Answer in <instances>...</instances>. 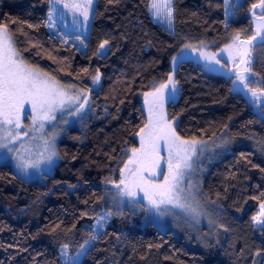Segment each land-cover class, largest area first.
I'll use <instances>...</instances> for the list:
<instances>
[{"label": "trees", "instance_id": "16d2710c", "mask_svg": "<svg viewBox=\"0 0 264 264\" xmlns=\"http://www.w3.org/2000/svg\"><path fill=\"white\" fill-rule=\"evenodd\" d=\"M149 3L103 0L92 13L85 50L67 40L62 27L57 35L12 14L0 16L27 64L87 90L88 108L81 124L66 126L57 142L59 160L44 181L23 179L11 164L0 163V264H64V245L73 256L92 237L88 226L64 225L68 203L90 196L97 198L85 217L113 215L80 264H264V231L252 221L264 203V118L247 90L232 91L233 77L209 73L198 62H178V97L166 103V113L177 118L181 137L218 142L197 160L204 167L198 171L200 201L215 225L207 230L183 217L187 231L162 230L144 210L116 201L120 169L146 119L141 96L167 78L172 56L198 42L216 50L235 33L247 40L252 19L262 14L252 8L260 0H242L229 19L224 0H173L169 31L152 17ZM104 40V55H97ZM251 55L249 86L264 90V46Z\"/></svg>", "mask_w": 264, "mask_h": 264}, {"label": "snow or ice", "instance_id": "6c2138e0", "mask_svg": "<svg viewBox=\"0 0 264 264\" xmlns=\"http://www.w3.org/2000/svg\"><path fill=\"white\" fill-rule=\"evenodd\" d=\"M53 5L60 4L61 0H49ZM225 5L234 6L232 0H224ZM92 4V0H86L83 5H73L78 10H81L84 22L89 20L88 8ZM64 8H69L70 5L65 3ZM253 9H262L260 20L262 23L257 25L255 34L247 40H241L239 33L233 37V41L238 43L225 46L223 51L229 53V60L235 65V80H233L232 91L240 93L245 92L247 96L251 93L249 102L257 105L261 110L260 115L264 118V90L251 88L252 74V50L257 46H264V0H260L259 4H253ZM149 11L153 17L160 22H166L168 27H172L173 23V0H150ZM52 12H58V9L53 8L49 14V20L52 19ZM63 15V13H59ZM73 23L80 24V21L74 17ZM28 27H33L28 25ZM109 42L104 40L96 51L97 55H104L101 51ZM192 45H185V48H191ZM205 45L201 43V49ZM234 50V52H233ZM201 59L209 61L205 67L209 71H217L210 65L214 62L219 64L214 54L205 53L203 50L200 53ZM238 58L239 63H236ZM183 59V57H181ZM173 62H177V57H173ZM85 71H87L85 69ZM231 72L232 69H229ZM93 83H98L99 73L93 78ZM172 86V93L177 91V81L171 74L168 76V83L162 84L152 93H145V97L153 96L154 100L148 104V122L140 129L137 135L140 136V148H133L132 156L124 167L120 169V181L116 185L121 197H128V203L132 205L139 204L137 199L138 193H143L142 199L147 201L144 206L145 212H153L157 217L166 215H177L173 209L183 210L186 216L199 222L201 215L199 208L200 202L198 199L199 190L191 180H184L186 175H190L194 170V164L204 154L205 142L203 140L183 139L177 134L173 123L165 119L163 112V104L165 93L164 89L168 85ZM72 88L73 86H67ZM81 99L79 94L69 95L62 85L54 77L42 72L39 68H35L23 59L21 52L15 46L14 37L9 33L6 25H0V161H7L8 154H12L11 159L14 162V167L19 173L25 177L30 175L29 170L33 169L40 175H46L54 163L57 153L55 151V133L52 134L51 141L44 140L43 151L39 157L33 159L31 147H25L21 141V134L15 129L21 127L19 114L24 110L25 105L31 106L33 113V125L40 121L39 128H44L43 121L52 120L57 109L63 108L66 102H74ZM87 100V97H83ZM84 105L80 104L77 112L83 109ZM14 126V127H13ZM160 141H163V147L168 152V173L164 176L163 182H153L145 179L143 172L159 168ZM19 143L20 147H15ZM136 164L137 167L133 170L130 165ZM41 165H44L42 168ZM185 183L187 187H185ZM123 203V200H121ZM113 215L112 212L107 213V216L101 217L102 221H106L108 217ZM253 221L260 225L264 231V204L260 205V213L252 217ZM211 223V221H210ZM95 231V229H94ZM98 237L93 235L91 239L95 240ZM88 242L86 241L85 244ZM64 245L63 248H67ZM81 251L75 257H69L68 253L62 251L61 255L66 257L64 264H80V258L87 254L85 245H81Z\"/></svg>", "mask_w": 264, "mask_h": 264}, {"label": "rangeland", "instance_id": "374dc122", "mask_svg": "<svg viewBox=\"0 0 264 264\" xmlns=\"http://www.w3.org/2000/svg\"><path fill=\"white\" fill-rule=\"evenodd\" d=\"M97 0H95L96 2ZM103 0H99V3ZM242 0H232V4L234 6H227L225 5V16L226 19H229L230 16L233 13V10L235 7H237ZM94 0H92V4L88 8V14H89V20L85 23L83 15H81V10H78L75 7H71L73 5H83L86 3V0H61L60 4L53 5L52 3L49 2V0H0V16L3 14H12L16 16L19 19H23L25 22L34 25V26H45L50 32H54L57 35L61 34V31L58 29V27H62L66 29L70 33V35L67 37V40L74 42L76 46L80 50H85V43L84 39L85 37L81 36L82 32H87L89 30L90 26V20L91 16L93 13V9L95 4ZM67 3L70 5L69 8H64V4ZM55 8L58 9V12H52V19L49 20V14L50 11ZM59 13H63V15H60ZM74 17L80 21L79 25H76L73 23ZM155 19V18H154ZM158 23L163 25L166 29L169 31L173 30V23L172 27L169 28L166 22H160L159 20L155 19ZM262 23V21L259 18H253L252 19V34L248 35V37H251L252 35L255 34L257 30V25ZM75 33H79L80 35H76ZM86 33V34H87ZM237 33H235L232 36V39L230 42L226 43L222 47L216 49V50H209L208 48L204 47L201 49V43L198 42L195 44H191V48H185V46H182L171 58L170 61V72L167 75V78L162 81L157 83L153 89L150 91H147L145 93H152L155 91V89L159 88L162 84H167L168 83V76L171 74L173 78L175 79V70L176 66L179 61L181 60H192L194 62H198L202 65V67L209 73H217V74H222L228 77H233L235 79V65L233 64L232 61L229 60V53L227 51H223L225 49L226 45L229 44H234L238 43V41H233V37L236 36ZM240 37H244L243 33H239ZM246 37V38H248ZM105 49V48H104ZM103 49V50H104ZM102 50V51H103ZM204 51L205 53H210L214 54L216 59L220 61L219 64H215L214 62L210 65L212 68L217 69V71H209L207 67H205L206 64L209 63L208 60L206 59H201L200 58V53L201 51ZM234 52V50H233ZM173 57H177V62H173ZM183 57V59H181ZM236 63H239L238 58L236 59ZM229 69H232L230 72ZM49 75V74H48ZM247 75V74H246ZM50 76V75H49ZM176 80V79H175ZM63 85V84H62ZM65 90L69 93V95H77L79 94L81 96V99L78 101L74 102H66L63 108L57 109L53 115L52 120H46L43 121L44 123V128L42 130H36L39 128V124L41 123L40 121H37L36 125H33V113L31 106L26 104L24 110H22L19 114V119H20V124L21 127L19 129H15V131L20 132L21 134V141L24 143L25 147H31L33 159H36L39 157V154L43 151V144L44 140H50L52 134L55 133V139H54V144H55V151L57 153L56 158H54V163L51 166L50 170L47 171V174H50L53 170L54 165L58 162L59 160V152L57 149V142L58 140L63 136L64 130L66 129V126L71 124V123H77L81 124L87 117L88 113V108L87 106L84 107V109L80 110L78 114L75 115V117L72 118H67L65 120H59L58 117L62 115H70L74 110L79 108L80 104H83V97L86 96L87 90L73 86L72 88H69L67 86L69 85H64ZM72 86V85H71ZM177 91L173 94L172 93V86L169 84L167 88L164 89L165 93V98H164V104H163V112L165 114V119L168 121L172 122L174 127L177 118L176 117H169L166 113V103L170 100H176L178 97V82L176 85ZM145 93L141 96V103L143 106V109L145 111V122L144 125L148 122V104L145 103V100L147 99L149 103H151L154 100L153 96H148L147 98L145 97ZM251 94V93H250ZM255 105V104H254ZM256 108L257 105H255ZM72 111V112H71ZM70 112V113H69ZM144 125L141 127L143 128ZM14 127V126H13ZM140 128V129H141ZM140 132V130L138 131ZM137 132V133H138ZM183 138V137H182ZM183 139H192V138H183ZM197 140H203L205 142V150H204V155L205 154H210L215 147L217 146L218 142H216L212 138H195ZM136 140L137 144L131 148H140V136L136 134ZM15 147H20V144L17 143ZM130 150V156H132V151ZM0 151H5V150H0ZM9 159L6 161L7 163L11 164L13 167L14 171L23 179L26 180H38V181H44L46 178V175H40L38 172H36L33 169H30V175L28 177H25L19 173V171L14 167V162L11 159L12 154H8ZM159 156L161 157L159 161V168L151 170L154 172V174H150V171H145L143 172V176L145 179L153 181V182H163L164 176L168 173V152L164 149L163 147V141H160V151H159ZM128 158V160H129ZM127 160V162H128ZM5 162V161H0V163ZM126 162V163H127ZM43 168L44 165H41ZM130 167L135 170L137 165L132 164ZM200 168H204L200 165L199 161H196L194 164V170L191 171L190 175H186L184 177V180H191L198 188L199 190V195L198 199L200 202V208L199 211L201 213L199 217V222H196L195 220L191 219L189 216H186L181 209H173V212L177 213V215H166L164 217H157L153 212H145L146 218L155 223L159 228L162 230L168 228V227H176L180 228L181 230L187 231L190 228V225H188L186 222H184L183 217L187 218L190 220L193 224L200 226V227H205L207 230L212 228L215 225V220L211 213L204 209V207L201 204L200 201V177L198 171H200ZM119 184V183H118ZM185 187H187V184L185 183ZM143 193H138L137 199L140 201L139 204L132 205L128 203L129 198L124 196L121 197L119 190L117 191V196H116V201L119 202L120 205L134 208V209H144V206L147 205V201H144L142 199ZM97 197H92L90 196L87 200H79V201H71L68 203V212L67 216L64 222V225L66 227H73L77 224H82L85 226H88L91 231H92V236L96 235L101 232L105 224L110 220L111 216L107 218L106 221H102L101 217L107 216V212H102L98 214L95 217L92 218H87L84 216V209L85 207L92 202L94 199ZM121 200H123V203H121ZM264 204V203H263ZM260 213V209H259ZM258 213V214H259ZM257 214V215H258ZM211 221V223H210ZM253 221V219H252ZM254 222V221H253ZM255 223V222H254ZM258 225V224H257ZM260 227V225H258ZM261 228V227H260ZM95 229V231H94ZM196 237H199V233H195ZM93 242V239H89L88 243L85 244V248L88 250L90 244ZM62 251H65L68 253L69 257H75L81 249L73 256L69 254L68 249L62 248L60 251V256L63 261H65L66 257L62 256L61 253ZM83 257V256H82ZM81 257V258H82ZM80 258V259H81Z\"/></svg>", "mask_w": 264, "mask_h": 264}, {"label": "crops", "instance_id": "0c3cea01", "mask_svg": "<svg viewBox=\"0 0 264 264\" xmlns=\"http://www.w3.org/2000/svg\"><path fill=\"white\" fill-rule=\"evenodd\" d=\"M101 2H102V1H101ZM101 2H100V3H101ZM94 3H96V4H95V6H94L95 9H93V11H95L96 8H97V6L100 4V3H99V0H97L96 2H95V0H94L93 4H94ZM150 13H151V12H150ZM151 15H152V14H151ZM152 17H153V15H152ZM153 18H154V17H153ZM86 33H87V32H82L81 36L86 37L87 34H88V33H87V34H86ZM75 34H76V35H80L79 33H75Z\"/></svg>", "mask_w": 264, "mask_h": 264}]
</instances>
